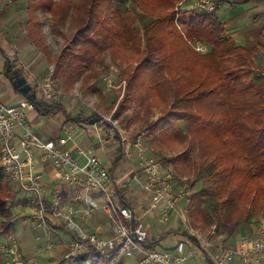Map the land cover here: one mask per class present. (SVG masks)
I'll return each mask as SVG.
<instances>
[{"label":"trees","instance_id":"16d2710c","mask_svg":"<svg viewBox=\"0 0 264 264\" xmlns=\"http://www.w3.org/2000/svg\"><path fill=\"white\" fill-rule=\"evenodd\" d=\"M27 1L29 36L45 55L50 53L40 30L39 10L51 15L53 33L62 34L68 20L74 31L62 34L64 46L56 55L54 78L60 76L63 91L72 89L81 77L84 92L98 95L103 103V92L91 79L105 53L114 61L122 60L118 56L124 53L130 61H138L125 76V98L113 115L119 118L125 103L146 99L147 93L155 105L168 106L151 127L155 132L160 129L162 140L187 142L172 160L204 175L207 182L189 195L191 225L214 227L224 242L242 223L264 213V68L256 72L253 50L225 35L218 10L175 12L177 0H120L121 5L130 1L150 17L138 29L131 10L117 7L113 0ZM191 37L203 38L209 52L194 51L187 43ZM160 89L162 96L165 93L163 101L157 95ZM36 100L44 115L61 107L59 102L45 104L39 96ZM69 119L79 121L75 115ZM8 180L0 167V216L5 218L0 235L9 233L13 225ZM159 240L151 238L147 247L153 248Z\"/></svg>","mask_w":264,"mask_h":264},{"label":"built area","instance_id":"2783aa9c","mask_svg":"<svg viewBox=\"0 0 264 264\" xmlns=\"http://www.w3.org/2000/svg\"><path fill=\"white\" fill-rule=\"evenodd\" d=\"M7 1L14 3L16 0ZM223 1L182 0L177 8L187 12L212 13L221 7ZM200 42L196 39L194 47L197 51H204ZM15 68L30 83H34L35 74L24 62H16ZM53 72L50 67L48 76L37 83L41 101L49 105L58 102L60 97ZM113 81L109 77L106 83L115 87ZM30 108L24 98L13 104L3 103L0 92V167L21 191L32 196L36 212L33 221L43 227L44 233H53L59 245L66 247L63 258L79 259L82 255L93 253L104 258L106 264H126L127 260L135 264H187L194 253L186 249L183 239L170 248L147 247L151 237L142 220L143 215L137 213L136 207L124 197L132 182L149 201L145 210H156L157 220L164 223L172 217L176 221L180 220L182 225L176 223V227L178 224L177 228L182 230L183 237L190 239L188 236L193 235L195 239L190 240L199 249H211V254L206 256L213 264H231L236 256L244 264H264V217L259 220L254 234L243 238L244 245L238 249L220 240L212 241L211 234L210 237L207 235L210 239L205 238L197 229L189 226V188L177 182L168 165L139 150L138 162L130 171L128 180L119 184L94 150L79 149L85 161L78 162L73 151L66 146L72 137L71 133L57 139L40 136L28 122L26 110ZM104 119L89 124L88 131L99 134L101 127L98 124L108 122ZM113 135L110 129L108 138H113ZM99 143L103 148L104 141L100 140ZM120 144L121 150L130 156V145L124 142ZM135 146L139 147L140 144L136 143ZM38 163L50 164L57 178L74 188L71 200L64 201L59 190H54L51 197L45 194L43 170L37 167ZM96 211L103 212L107 217L109 234L86 230L78 221V218L90 217ZM48 214L51 215V222L48 221ZM60 228L67 233V240L61 235ZM8 238V241L0 242V253L6 264L35 263L36 255L24 256L18 243L10 235Z\"/></svg>","mask_w":264,"mask_h":264},{"label":"rangeland","instance_id":"374dc122","mask_svg":"<svg viewBox=\"0 0 264 264\" xmlns=\"http://www.w3.org/2000/svg\"><path fill=\"white\" fill-rule=\"evenodd\" d=\"M113 1L117 7L122 6L124 8L126 7L131 10L132 14L136 18L135 26L138 29H141L142 26L150 20V17L143 14L137 8V6L133 5L130 1H127L126 3H122V5L120 3V0H113ZM180 1L182 0L179 1L177 0L176 3L174 4L175 12H178L176 9H178L177 5ZM227 4L228 3L226 1H223L221 7L218 9L217 16L219 18L222 17L224 9L228 7ZM37 15L39 16L40 19V30L42 32L43 40L48 47L50 55L47 56L42 52L41 58L44 59L45 64L42 66V68H39L40 70L38 72L34 70L35 67H32L25 62L24 63L35 74L34 83H30L28 80L27 81L32 85V88H35L34 91L36 92V97L38 98L39 96V94L37 93L38 81L41 82L45 77L48 76V74L50 73V67H52L53 71L55 72L54 66L56 61V55L60 52V50L64 46L62 34H68V33L73 34L74 31L68 28V23H69L68 20L66 26L63 27L61 30L62 34H55L51 30V25H52L51 15L47 11H42V10H39L37 12ZM27 26H28L27 18L26 16H24L23 20L17 22L14 28L17 29L16 30L17 32L25 35L26 33H28ZM196 39L201 41L200 44L203 45L204 51H197L195 49L194 44ZM187 43L194 51L198 52L199 54H205L210 50V45L203 38H196V37L187 38ZM248 49L253 50L252 58L254 61V67L256 72H260L264 68V49L259 47L256 48V46ZM27 50H30V48H28ZM120 56L118 57L122 60L114 61L109 56L108 52H106L103 61L95 66L94 69L95 74L92 76L91 82L103 92L104 95L103 103L100 102L98 95L94 93L84 92L83 82L81 77L75 81L72 89H70L69 91H63L60 76H56V78H54V72H53V78L55 80L56 90L60 92L58 106H61V108L72 106L73 111H71L70 114H67L65 112L63 113V110L56 109L55 113L41 116L39 121H34L30 119L31 117L28 116L27 119L31 128L35 130L37 133L43 134L46 132H50L51 135L57 137L60 134L62 114L64 115V117L67 116L66 119H69L71 115H73L72 112L77 111L75 110L76 108L77 109L79 108L78 110H81L82 114H86V115H92L93 113H97L98 114L97 116L100 115L101 118H106L104 120H107L109 123L112 124L113 126L112 132H114L115 134L114 135L116 139L115 142L117 141L116 143L112 141V144H104L103 148H100V150L102 151H97V149L96 150L93 149L94 153H96L99 156V158L103 161L104 165L108 169L114 165V159L116 158V155L118 153V151H116L118 150L117 149L118 147H116L115 144H119L118 141H120L130 145L131 156L123 155L122 158L118 160L115 166L116 174L119 175V177H123V180H128L130 171L137 164L136 162H138V154L140 150L142 154L146 156L154 157L162 161L164 164L168 165L173 170L177 181L181 184H186V186L189 188L190 194L191 192L198 190L200 187L206 186L207 182L204 181L205 179L204 175L202 174L199 175V173H197L196 170H194L191 173L187 171L186 165L179 164L172 160V158L175 155H177L179 152L185 149V147L187 146V142L183 141L182 143H180L178 140H172V141L162 140L159 135L160 129L155 132V129L151 127V125L157 120V118L166 114V112L168 111V106L162 108L161 102L158 103L159 105H155L153 102H151V96L147 93L146 99H142L141 101L138 99H134L125 103L126 109L119 113L120 114L119 118L114 117L113 114L115 110H117L119 102L121 103L123 101V98H125V93H126L125 76L132 72V68L136 65V61H137L136 59L130 61V57H128L130 55L126 53ZM126 57H128L127 59L129 60H124V58ZM16 62H19V60H17ZM15 63L13 66L14 68H15ZM37 76H39V78ZM109 77H111L112 80H114L112 84L115 87H111L107 85L106 82ZM161 90L162 89H160L157 92V95L158 98H160V100L163 101V99L165 98V93L164 96H162L163 91ZM16 99L17 98H15V100ZM1 100H3V97H1ZM114 101H115L114 106H112L109 109V111H107L106 108H108L111 102ZM30 109H34V108H30ZM60 111H62V114ZM70 120L73 121L72 119ZM77 125L79 126V124ZM98 125H100L101 128L102 127L104 129L107 128L101 122ZM83 133H87L86 129L75 130L76 136L73 138H75L76 142L81 143L82 139L79 140L78 137ZM85 138L86 137H84V140ZM136 143H139L140 146L139 147L135 146ZM120 151L121 153L123 152V150ZM8 182H9L10 195L8 196L7 204L10 208L9 218L13 220V227L9 231V233L0 235V242L8 241L9 240L8 236L10 235L18 243L20 249H22V247L20 246V242L22 241L23 238H26L30 240L32 244L31 248L33 251L31 252V256L36 255V261L34 264H37V261L43 255H46L47 257L45 256L42 258L43 261L41 262V264H56L60 259L64 257L66 253V247L63 245L57 247L58 244L54 245V243H56V237L54 236L53 233H45L46 235H44L43 227L39 225L38 222L33 221L34 216H36V212L32 208L33 205L24 206L22 208L17 209L18 207L16 206L18 205V199L27 197L30 200L32 199V196L30 197V194L21 191L11 178H9ZM140 192L142 191L135 184L131 182L129 189L126 192V198L127 200L132 201L133 206H135L137 210H141L139 214L142 215L144 214L142 220L145 226L150 228L149 232L152 236L159 237L161 233L163 234L164 237L160 236L158 238L160 239V243L158 241L159 248H170L167 246H172L177 239H183L185 242V246L188 247V249L194 253V255L188 259V264H194V263L196 264V262L192 260L194 258L199 262V264H203V261L200 259V257L204 254L198 249V247L193 241L181 237L177 233H171L172 235L165 234V230H167L170 225H173L175 223H179L180 225H182L180 220L176 221L174 220V217H172L168 222L164 223L160 220H157V218L152 219L151 217H149V215H147L148 210H145L146 206L140 205L137 202V199L140 196L139 195ZM261 216L264 217V213L259 215L257 217V220ZM3 220H5V218L0 216V223ZM188 224L191 227V229L194 230L197 229L203 236H206L205 238H208L212 235L213 238L211 239L212 241L214 242H218V240L223 241L222 238H224V236L221 238H217L216 235H214V227L202 229L191 225L190 221ZM178 230L180 229L178 228ZM171 231H173V229ZM174 232H176L175 229ZM60 233L63 236L64 240H67L68 237L67 233L63 231L62 228H60ZM225 244L227 243L225 242ZM38 247H41L42 249H38ZM54 247L57 251L52 253V250H50V248L52 249ZM21 251L25 256L24 250L22 249ZM207 258L209 259V257ZM207 258L206 260H208ZM0 264H6L5 258L1 255H0ZM65 264H106V262L104 258L98 255H95L93 253H87L84 255L83 258L70 259L67 262H65ZM126 264H135V262L132 260H127Z\"/></svg>","mask_w":264,"mask_h":264},{"label":"crops","instance_id":"0c3cea01","mask_svg":"<svg viewBox=\"0 0 264 264\" xmlns=\"http://www.w3.org/2000/svg\"><path fill=\"white\" fill-rule=\"evenodd\" d=\"M225 1L228 3L227 4L228 7L224 9L221 18L217 16L225 27V35L233 39L237 44H241L247 48H252L258 45L261 46L260 48H264V0H225ZM27 2H28L27 0H16L14 3H11L8 2L7 0H0V88H1L0 90L2 93L1 97H3L2 102L5 104H13L23 99L22 95L19 92H17V90L12 86L11 82L9 81L8 74L6 73L5 70L6 59L8 58L11 61V63H15L17 60L25 62L28 65L35 67L34 70L37 72L40 70L39 68H42V66L45 64L44 59L41 58L42 51L31 40L29 36V32L24 35L17 32L16 31L17 29L14 28L17 22L23 20L24 16H26L27 18ZM28 48H30V50H27ZM37 77L39 78V76ZM15 98H17L16 99L17 101L15 100ZM59 108L58 110H63V113L65 112L67 114H70V112L73 111L72 106L66 108H61V107ZM78 109L76 108L75 110L77 111L72 112V114L73 115H76L78 113L81 114L82 111ZM55 111L56 109L50 114L55 113ZM60 112L62 114V111ZM28 116L31 117L30 119L34 121H39L41 116H45V115L39 112V110L30 109L29 111H27V118ZM81 116L85 117L89 115L82 114ZM63 117L64 115L62 114L60 134L57 137L51 135L50 132H46L43 134L38 133V134L43 138L57 139L60 136L66 137L68 133H71L72 137L67 142L66 146L73 151L75 158L80 163H83L85 161V156L78 152L79 149L83 151H88L93 149L95 150L97 149V151H102L100 150V148H102L99 143L100 140H103L104 144H112V141L115 142L116 140L114 137L115 134L113 135V138H108L110 129H112L113 127L112 125L109 126L108 124L105 123L104 125L107 128L104 129L102 127L99 135L97 133H94L93 131H88L89 124H87L86 122L79 121L78 123H76L71 121L70 119H66L67 116L64 118ZM77 124H79V126ZM77 129L79 130L86 129L87 132V133H83L82 135H79L78 137L79 140L82 139L81 143L76 142L75 138H73L76 136L75 130ZM84 137H86L85 140ZM106 138H108V140H106ZM118 143L119 144H115V145L116 147H118L117 148L118 150H121L120 141H118ZM123 155H127V154L118 151L116 158L114 159V165L111 168H109L110 170L111 169L113 170L112 174L115 176V178L118 177L117 181L119 184L126 182L125 180H123V177H119V175H117L115 171V166L118 160L121 159ZM37 167L43 170L44 192L46 195H48V197H51L53 195L54 190H59L61 195L63 196L64 201H69L72 199L74 195V188L67 185L63 180H59L55 174L53 167L50 164L38 163ZM127 191L128 190H126V192ZM126 192L124 195L125 199H127ZM90 194L95 195L96 193L90 192ZM139 195L140 196L138 197L137 202L140 205H145L147 207L149 201L146 199L144 192H140ZM32 200L33 199L29 200L27 197L18 199V205L16 206L18 207L17 209L22 208L24 206L32 205ZM128 202L133 206L132 201L128 200ZM78 204L81 205V202H78ZM32 208L35 211V208L33 206ZM136 211L137 213H139L141 210H136ZM156 212H157L156 210H148L147 215H149V217H151L152 219H156ZM49 215L50 214H48V221L51 222L52 219L49 217ZM261 218L262 216L258 220L256 219L257 221L251 219L246 223H242L233 233V235L224 242L233 246L235 249L242 247L244 245L243 238L254 234V232L256 231V226ZM78 221L80 222V224L83 226L84 229L98 231L103 235H107L110 229V224L106 219L105 214L100 211H96L90 217L78 218ZM177 227H176V223L170 225L169 228L165 230V234L168 235L171 233H177L181 237H183L182 230H178ZM149 229L150 228L148 227V230ZM172 229L173 231H171ZM174 229L176 230V232H174ZM160 236H163V234L161 233ZM150 237L153 239L159 238L158 236L154 237L151 234ZM216 237L221 238L223 237V235H218ZM179 240L182 239H177L172 246H167V247H173L176 244V242ZM56 242H58L57 239ZM159 243H157L155 247L158 249H162L159 248ZM54 245H57V243H54ZM20 246L24 250L26 257L31 256V252L33 250L31 248L32 244L30 240L23 238L22 241L20 242ZM60 246L61 245H59L58 242L57 247ZM38 249H42V248L38 247ZM186 249L188 250V247H186ZM50 250H52V253L57 251L55 247L52 249L50 248ZM199 250L204 254L200 257V259L203 261V264H210V262L206 260V255L209 256V254H211V249L209 250L199 249ZM45 256L46 255H43L41 258H39L37 264H41V262L43 261L42 258ZM192 260H194L196 264L197 263L199 264V262L195 260V258ZM231 264H244V263L242 262L240 257L236 256Z\"/></svg>","mask_w":264,"mask_h":264},{"label":"water","instance_id":"95a60500","mask_svg":"<svg viewBox=\"0 0 264 264\" xmlns=\"http://www.w3.org/2000/svg\"><path fill=\"white\" fill-rule=\"evenodd\" d=\"M6 73L10 72L11 75L9 77V81L11 82L12 86L18 90L20 94H22L25 99L29 102L30 106L39 110L36 100V92L33 90L32 85L27 82L24 75L20 73L19 70L12 66L11 61L7 58L6 59ZM75 119H79L81 122H86L88 124H94L100 120V117L97 115H89L85 117H81L80 113L75 115ZM109 126L112 125L109 122H106ZM190 239H195L193 235L188 236ZM207 258V257H206ZM208 259V258H207ZM208 261L211 262L210 259Z\"/></svg>","mask_w":264,"mask_h":264},{"label":"bare ground","instance_id":"6f19581e","mask_svg":"<svg viewBox=\"0 0 264 264\" xmlns=\"http://www.w3.org/2000/svg\"><path fill=\"white\" fill-rule=\"evenodd\" d=\"M13 66V65H12ZM17 69V68H16ZM18 70V69H17ZM9 73V72H8ZM7 73V74H8ZM21 73V72H20ZM11 74V73H10ZM23 75V74H22ZM10 76H8V78H9ZM26 78V77H25ZM27 80V79H26ZM28 82V81H27ZM38 93V92H37ZM39 94V93H38ZM22 95V94H21ZM23 96V95H22ZM24 97V96H23ZM40 97V96H39ZM25 98V97H24ZM30 105V104H29ZM31 107V106H30ZM31 108H33V107H31ZM35 109V108H34ZM29 110V109H28ZM36 110V109H35Z\"/></svg>","mask_w":264,"mask_h":264}]
</instances>
